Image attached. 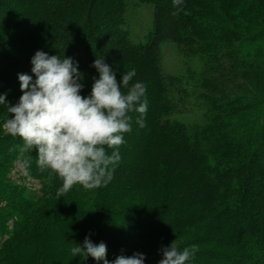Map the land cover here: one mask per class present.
Listing matches in <instances>:
<instances>
[{"label": "trees", "instance_id": "1", "mask_svg": "<svg viewBox=\"0 0 264 264\" xmlns=\"http://www.w3.org/2000/svg\"><path fill=\"white\" fill-rule=\"evenodd\" d=\"M141 4L152 7V24L135 42L130 11ZM219 8L235 21L258 22L253 16L264 14V0H182L169 10L160 0H0V94L7 93L10 104L22 95L17 74L30 70L31 57L43 50L78 61L82 96L98 77L91 67L97 56L117 69L118 80L135 67L134 79L145 83L153 106L143 133H130L141 140L133 167L123 153L135 147V135L120 147L122 158L106 186L75 185L59 199L60 178L36 166L35 150L22 156L19 137L0 132L3 264L27 254L28 243L57 264L85 261L70 249L85 236L106 244L109 261L132 255L147 239L169 238L180 249L193 247L191 264H264V95L198 93L192 99L206 109L199 122L185 124L177 116L194 90L161 67V46L171 43L185 59L202 61L194 87L264 75V27L237 30ZM7 116L0 107V122ZM28 158L25 175L20 165ZM56 207L90 232L60 217ZM85 264L97 262L89 257Z\"/></svg>", "mask_w": 264, "mask_h": 264}, {"label": "clouds", "instance_id": "2", "mask_svg": "<svg viewBox=\"0 0 264 264\" xmlns=\"http://www.w3.org/2000/svg\"><path fill=\"white\" fill-rule=\"evenodd\" d=\"M181 3L173 0L174 5ZM30 63L31 74H17L22 93L19 100L10 104L7 93L0 94V107L8 113L0 129L22 140V156L35 150L36 166L50 177L60 178L58 199L75 185L85 190L106 186L122 158L124 136L132 131L131 114L136 113L135 123L145 127L149 106L145 83L134 79L135 67L123 71L118 80L117 69L105 62V56H97L91 67L98 77L92 78L90 92L82 96L84 74L74 58L37 50ZM20 166L28 175L31 159H23ZM159 252L158 264H191L194 256L192 246L180 249L173 243ZM71 254L83 256L85 261L91 257L97 264L146 261V255L139 251L109 261L106 244L95 243L90 236L72 247Z\"/></svg>", "mask_w": 264, "mask_h": 264}, {"label": "rangeland", "instance_id": "3", "mask_svg": "<svg viewBox=\"0 0 264 264\" xmlns=\"http://www.w3.org/2000/svg\"><path fill=\"white\" fill-rule=\"evenodd\" d=\"M160 4L165 7V9L170 8H176L179 7V5H174L173 0H160ZM225 15L223 16L227 22L231 26H233L235 29L243 31V32H250L252 29H259L264 27V14L261 13L259 16L258 14H254L253 17H256L257 21L251 20L248 23H243L242 21H235L232 17H230L226 11L223 10V8H219ZM130 20L129 23L130 30L132 33V36H134L133 40L135 42H138L143 39L142 35L151 27L152 24V7L147 4H141L140 6L136 7L134 10L130 11ZM5 21V20H3ZM9 22H2L3 27L8 28L7 25ZM3 35H7L8 32H2ZM2 38V37H1ZM23 43L28 44L31 43V41H26L23 39ZM161 53H162V61H161V67L166 76H177V79H181L184 81L183 85L187 87L185 84L186 81L188 82V87H191L194 91L192 92V97L188 98L186 110L181 114L180 116H177V119L184 122L185 124H192L194 122H199L201 120L202 113L206 109L205 103L201 102L200 100H194L192 98H195L196 94L200 93H210L212 90H216V94L222 95H230L234 92L237 93H253L257 92L261 95H264V75H247L243 76L238 80L226 82L225 84L215 83L213 85H207L206 89L202 87H194L198 84H194L192 78H196L199 76L203 70V63L201 60H195V59H185L180 54H178L176 48L171 43H164L161 46ZM21 53V52H19ZM26 73L31 74V69L27 70ZM146 81H148L146 76ZM3 84H0V87ZM147 93V89H146ZM148 95V94H146ZM148 99V98H147ZM149 101V100H148ZM153 106L150 105L148 109H152ZM136 113H133V121H132V128L135 129V131L138 134L143 133L144 128H140L136 123ZM146 119V116H145ZM3 132L4 130L0 129V132ZM126 133L124 136L125 143L128 142L129 139L134 138L135 135V142L134 148L127 149L124 151L123 158L126 161H129L130 166L133 167L134 160L136 159L137 151H139V141H141L136 134L132 133L130 134ZM123 144V145H124ZM121 145L120 147H122ZM128 164V165H129ZM16 172V171H14ZM22 176V175H21ZM129 200L127 199V202L129 203ZM140 207V205H139ZM56 212L60 217L67 220L68 222L76 225L79 228H82L83 232L89 233L90 230L84 227L81 223V221H78L74 215L70 213H66L65 211L59 209L56 207ZM174 240H170L169 238L164 239H158V238H151L143 241L135 247L133 250L134 252L139 251L146 255V261L145 264H149L152 260H155L158 255H160L159 249L162 247L169 246ZM116 243V241H114ZM72 247H70L71 249ZM27 251V254H17L15 257L8 259L9 264H57L53 261H51L48 257H46V254L41 246L34 245V244H27L25 246V250ZM3 258H5V253L0 250V264H3ZM155 258V259H154ZM155 263V261L153 262ZM75 264H85V261H80Z\"/></svg>", "mask_w": 264, "mask_h": 264}]
</instances>
